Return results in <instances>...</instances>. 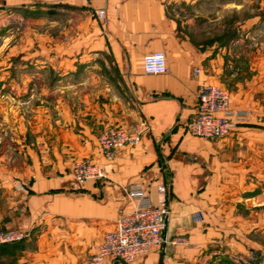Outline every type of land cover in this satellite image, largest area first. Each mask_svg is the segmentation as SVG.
<instances>
[{"label": "crops", "instance_id": "1", "mask_svg": "<svg viewBox=\"0 0 264 264\" xmlns=\"http://www.w3.org/2000/svg\"><path fill=\"white\" fill-rule=\"evenodd\" d=\"M173 1L0 0V8L43 9L47 22H60L62 38L61 48L45 50L48 79L14 86L13 104L27 108L10 109L11 100L0 97V120L11 123L0 127V231L31 234L13 245L12 264H89L93 246L116 230L119 211L133 210L132 186L146 189L155 205L168 200L167 235L188 245L131 264H248L256 249L249 239L254 203L264 193V22L256 16V75L229 88L232 109L251 115L230 136L210 141L187 125L200 84L235 78L230 51L227 44L202 50L185 36L186 22L168 14ZM98 11L103 20L92 16ZM155 52L167 56L165 75L144 73V57ZM110 127L142 130L140 144L107 160L99 136ZM87 158L106 177L76 189L74 165Z\"/></svg>", "mask_w": 264, "mask_h": 264}, {"label": "rangeland", "instance_id": "2", "mask_svg": "<svg viewBox=\"0 0 264 264\" xmlns=\"http://www.w3.org/2000/svg\"><path fill=\"white\" fill-rule=\"evenodd\" d=\"M167 11L172 18L186 22L181 28L184 35L194 39L200 49L219 48L221 44H227L230 54L225 59L230 61L229 71L235 74V78L226 80L224 86H218L230 93L229 88L234 80H245L256 75V16H261V22H264V0H196L195 4L179 0L171 2ZM189 20L193 24L191 22L189 25ZM61 47L60 22H47L43 9L0 8V97L11 100L7 105L10 109L13 105L28 107L13 104V96L19 93V89L14 86L23 79H48L46 60L50 57L45 50ZM58 61L53 60V65H58ZM0 124L5 129L11 126L9 120H0ZM1 133L2 130L0 140L3 138ZM254 206L256 232L249 234V239L256 244V249L247 254L256 256L264 251V193L256 197ZM244 212L247 219L249 212ZM13 245H4L9 247L1 250L0 257L10 259ZM0 264H12V259L5 263L1 261ZM248 264H264V261L258 257L257 261H249Z\"/></svg>", "mask_w": 264, "mask_h": 264}, {"label": "built area", "instance_id": "3", "mask_svg": "<svg viewBox=\"0 0 264 264\" xmlns=\"http://www.w3.org/2000/svg\"><path fill=\"white\" fill-rule=\"evenodd\" d=\"M93 17L103 20L104 11L94 12ZM144 73L151 76L165 75L169 72L167 56L164 52H155L144 57ZM202 70H194L196 77ZM197 111L187 125L189 134L210 141L230 136L239 125L245 123L251 115L247 110H234L231 107L230 93L224 88L202 83L197 89ZM143 131H131L123 127H110L99 136V145L104 157L111 160L117 149L135 147L140 144ZM74 187L79 189L90 181H99L106 177L105 170L93 159L77 161L73 169ZM158 191L167 194L165 184L158 186ZM128 196L134 202L131 212L119 211L116 230L105 234L95 244L89 257V264H104L107 258L118 264H131L138 256L156 252L162 254L168 245H188L185 237L169 238L167 229L170 217L168 200L155 205L148 192L141 186L128 189ZM31 238V234L21 230H1L0 247L22 243ZM264 261V251L260 255H249L251 263ZM160 264V263H155Z\"/></svg>", "mask_w": 264, "mask_h": 264}, {"label": "trees", "instance_id": "4", "mask_svg": "<svg viewBox=\"0 0 264 264\" xmlns=\"http://www.w3.org/2000/svg\"><path fill=\"white\" fill-rule=\"evenodd\" d=\"M227 43V42H226ZM15 245V244H14ZM4 247H9V246H2V247H0V252H1V250H3V248Z\"/></svg>", "mask_w": 264, "mask_h": 264}]
</instances>
